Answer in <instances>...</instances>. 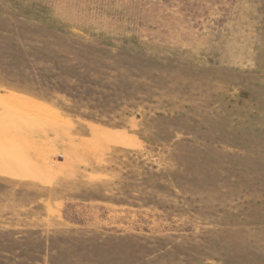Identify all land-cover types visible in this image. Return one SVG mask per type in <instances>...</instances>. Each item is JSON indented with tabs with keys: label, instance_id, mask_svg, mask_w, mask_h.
Returning <instances> with one entry per match:
<instances>
[{
	"label": "rangeland",
	"instance_id": "374dc122",
	"mask_svg": "<svg viewBox=\"0 0 264 264\" xmlns=\"http://www.w3.org/2000/svg\"><path fill=\"white\" fill-rule=\"evenodd\" d=\"M0 264H264V0H0Z\"/></svg>",
	"mask_w": 264,
	"mask_h": 264
}]
</instances>
